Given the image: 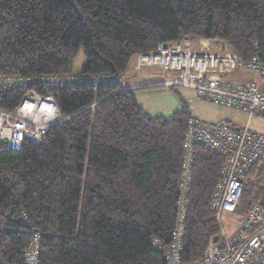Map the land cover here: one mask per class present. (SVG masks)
<instances>
[{"label": "trees", "instance_id": "16d2710c", "mask_svg": "<svg viewBox=\"0 0 264 264\" xmlns=\"http://www.w3.org/2000/svg\"><path fill=\"white\" fill-rule=\"evenodd\" d=\"M184 39L264 65V0H0V76H124L136 55ZM80 50L87 62L73 75ZM38 92L68 119L40 144L0 148V264H24L36 233L38 264H165L152 243L169 244L176 228L190 113L153 117L135 90L110 83ZM21 97L0 91V110ZM223 167L220 155L193 148L182 191L188 264L219 238L210 205ZM253 205L264 207L263 181L244 184L234 216Z\"/></svg>", "mask_w": 264, "mask_h": 264}, {"label": "built area", "instance_id": "2783aa9c", "mask_svg": "<svg viewBox=\"0 0 264 264\" xmlns=\"http://www.w3.org/2000/svg\"><path fill=\"white\" fill-rule=\"evenodd\" d=\"M206 42H198L196 46H206ZM135 68H159L167 74L173 73V77L162 83L165 87L190 88L199 102L239 113L245 118L243 126L226 119L207 122L191 116L187 120L182 164L184 179L177 199L176 228L169 244L161 245L157 239L152 244L163 252L165 264H188L181 256L189 206L183 192L188 191L190 184L193 148L198 146L223 158L221 179L210 205L217 220L222 213H235L244 184L264 182V134L250 127L251 121L256 119L264 122V92L254 82L236 86L220 80L210 81L208 76L223 77L243 70L264 81V65L257 57L241 62L232 52L210 53L203 48L196 51L194 45L184 39L169 46L159 44L155 52L138 55ZM113 77L0 76V91L22 92L19 103L11 111L0 110V148L18 151L25 142L40 144L52 126L68 119L60 115L54 99L40 94L38 89L98 87L111 83ZM242 219L231 236L223 234L217 241L208 242L201 255V264H264V207L251 206ZM29 250L27 260L36 264V252H31V247Z\"/></svg>", "mask_w": 264, "mask_h": 264}, {"label": "rangeland", "instance_id": "374dc122", "mask_svg": "<svg viewBox=\"0 0 264 264\" xmlns=\"http://www.w3.org/2000/svg\"><path fill=\"white\" fill-rule=\"evenodd\" d=\"M161 44H163V43H161ZM171 44H173V43H171ZM192 44L195 45V43H192ZM164 45L169 46L170 44H164ZM153 52H155V51H153ZM137 56L138 55H136L133 58V60L131 61V64L129 66L128 72L126 73V76H128L129 74L133 75L132 69L139 70V69L135 68V60H136ZM86 62H87L86 57H85L83 51L80 50L78 52L77 56L75 57L74 61H73L71 74H73V75L81 74V72L84 70ZM141 69L142 70L145 69V70H152V71H161V74H162V72H165V71L160 70L159 68H140V70ZM41 76H43V75H41ZM70 76H72V75H70ZM78 76H82V75H78ZM78 76L76 75V77H78ZM164 76L166 77V80L156 83L157 85H155V86L143 85L142 86L143 88H141V89H137L136 88L137 86L136 87H127L126 83H125L126 82L125 75L124 76L123 75L122 76L117 75V74L114 75L113 81L110 84L120 85L121 90H135L137 98L140 96L144 97L141 101L139 99L141 107L145 110H148L149 115H151L153 117H162L166 120H170L175 113L182 112V111H188L190 113L189 117L194 116V117H197V118L205 120V121L206 120H208V121L220 120V118L225 114H229L233 117L234 116L241 117V114H239V113L231 112V111H228L225 109L216 108V107H214L210 104L204 103V102H199L196 99L195 92L190 88H185V87H181V86L165 87L162 83H164L165 81L168 80L169 74H165ZM218 77H219L218 75H209V78L211 79V80L210 79L209 80L214 81V80L218 79ZM156 78H158V77H156ZM228 78L232 81H236L238 83H241V82L246 81L247 79L251 78V76L248 73L246 74V73L238 71L236 73L230 74V76ZM256 78L259 79L258 77H256ZM256 82L258 83V80H256ZM41 90H43V88H41ZM259 90L264 92V90H262V89H259ZM45 91H46V89H45ZM45 96L52 97L49 94H47ZM96 103H97V101L93 104H96ZM185 128H186V126H185ZM251 128L253 129V127H251ZM261 129H262V131L264 130L263 127H261ZM242 220L243 219L241 217L234 216V214L222 213L220 218L217 220V224L219 226V232H220L219 237L223 234H227L228 236H231L233 234V232L236 230V228L238 226H240ZM36 237L38 238L37 233L35 234V237H33L32 242L29 246V249L31 247V252L34 253V251H35L36 254H38L39 244H38ZM183 242H184V240H183ZM29 249H26V250L30 252ZM201 257H200L199 261L195 264H201ZM36 258H37V256H36ZM24 264H34L33 261L27 260V254L26 253H24ZM36 264H38V261H36Z\"/></svg>", "mask_w": 264, "mask_h": 264}, {"label": "crops", "instance_id": "0c3cea01", "mask_svg": "<svg viewBox=\"0 0 264 264\" xmlns=\"http://www.w3.org/2000/svg\"><path fill=\"white\" fill-rule=\"evenodd\" d=\"M204 41H206V40H204ZM206 43H208V44L206 46H203V47H197L196 45H194V48H195L194 50L197 51V50L203 48V51L212 52V53H227V52H231V51H229V49L225 45H224V48L222 49V46H221L222 44H216V43H212V42H209V41H207ZM132 70H133L132 71L133 75L132 74H129L128 76L125 75V80H126L125 83H126L127 87H136L137 86L136 87L137 89H141V88H143L142 87L143 85H145V86H150V85L155 86V85H157L156 83L166 80V77L164 76L165 74H167L166 72H162V74H161V71H152V70H145V69H143V70L142 69L141 70L140 69L139 70L132 69ZM238 71L246 73V74L247 73L250 74L251 78H249L246 81H243L241 83H238L236 81L230 80L228 78L230 76V74H229V75H226V76H223V77H218V79H216V80H220V81H223L225 83H229L231 85H236V86H242V85H245L246 83L254 82V83L257 84L259 89L264 90V81L262 79H260L259 77H258L259 79H257L255 75H253L252 73H250L248 71L237 70L236 72H238ZM236 72H234V73H236ZM173 75H174L173 73H170L169 76H168V79L173 77ZM156 77H158V78H156ZM208 79H210L209 76H208ZM256 80H258V83L256 82ZM143 98L144 97H141V96L138 97V99H140V101ZM145 112L149 114L148 110H145ZM221 119L229 120L232 123L236 124L237 126L245 125V118L243 116H241V117L234 116L233 117V116H231L229 114H225V115H223L220 118V120ZM203 121H205V120H203ZM206 121L207 122H214V121H208V120H206ZM217 121H219V120H217ZM250 127H253L254 130L264 134V130L262 131V129H261V127L264 128V122L256 119L254 121H251Z\"/></svg>", "mask_w": 264, "mask_h": 264}, {"label": "water", "instance_id": "95a60500", "mask_svg": "<svg viewBox=\"0 0 264 264\" xmlns=\"http://www.w3.org/2000/svg\"><path fill=\"white\" fill-rule=\"evenodd\" d=\"M221 46H222V49H223L224 48V45L222 44Z\"/></svg>", "mask_w": 264, "mask_h": 264}, {"label": "clouds", "instance_id": "9594fccd", "mask_svg": "<svg viewBox=\"0 0 264 264\" xmlns=\"http://www.w3.org/2000/svg\"><path fill=\"white\" fill-rule=\"evenodd\" d=\"M201 42V41H200ZM195 45H196V43H195Z\"/></svg>", "mask_w": 264, "mask_h": 264}]
</instances>
